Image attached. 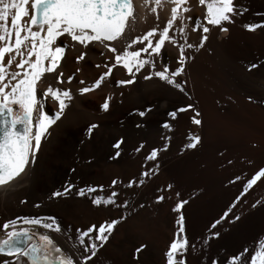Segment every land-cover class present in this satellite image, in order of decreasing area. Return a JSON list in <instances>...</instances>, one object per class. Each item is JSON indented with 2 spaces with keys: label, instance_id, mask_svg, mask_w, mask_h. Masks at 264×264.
Masks as SVG:
<instances>
[{
  "label": "bare ground",
  "instance_id": "obj_1",
  "mask_svg": "<svg viewBox=\"0 0 264 264\" xmlns=\"http://www.w3.org/2000/svg\"><path fill=\"white\" fill-rule=\"evenodd\" d=\"M131 2L134 18L126 22L124 39L115 44L119 50L132 37L141 36L154 27L162 29L170 18L173 6L169 0H160L158 5L154 0ZM234 3L247 11L235 17L233 23H223L227 32H221L219 27L204 22L206 8L198 0H187L185 5L190 11L184 15L192 19L184 21V37L178 35V21L170 29L179 43L194 45L192 49H186V54L192 59L186 61L183 74L176 78L183 82L187 97L155 76L149 80L143 79L149 72L162 71L164 64L168 65L169 73L178 66V49L167 42L162 47L165 52L163 59L156 61L154 69L148 65L142 68L136 73L132 84L116 85V81L130 78L127 71L118 65L99 88L80 94V88L90 87L106 71L105 62L111 61L112 54L97 46L85 49L77 45L73 48L68 42L65 58L59 68L65 83L56 85L53 77L48 75L41 85L45 87L52 83L54 87L66 88L72 94L67 110L72 112L73 118L57 121L54 124L56 127L90 124L101 127H163L167 122L171 127H177L176 135L167 144V149L158 153L155 161L134 163L127 172L117 173V202L105 216L101 215V205L92 206L89 216L80 217V213L75 216L68 207L59 204L60 207L52 211L57 217L58 232L24 223L25 218L38 215L30 198L41 180L37 174L41 152L47 154L51 145L48 140L42 142V150L37 153L35 164L14 181L0 186V225L15 220L17 230L30 228L40 235H49L53 243L46 246V257L50 261L56 260L58 256L63 258L65 254L73 257L77 255L73 251L76 229L83 230L90 224L99 225L116 219L120 222L110 235L109 242L95 258L96 264H134L131 254L140 244L147 246L140 257V264H165L164 253L169 247L170 237H174L177 232L174 227L179 214L184 218L189 245L197 248L196 254L189 252L187 255L189 264H197L195 255H200L199 264H211L213 259L219 264H227V259L233 255H241L244 251H251L252 254L260 251L264 245V182L258 181L233 207L240 219L231 225L225 223L223 227L218 226L219 238L210 240L209 246L200 254L201 242L210 234L209 225L244 192L247 180L264 168V27L254 31H247L243 27L245 24L264 25V0H234ZM154 6L156 12L151 11ZM197 18L200 19V25L195 23ZM193 27L197 31H192ZM202 27H208L209 31L203 33ZM201 35L207 36L202 46ZM157 38L153 37V40ZM138 46L134 45L133 48ZM81 51L87 54L76 63ZM101 51H104L103 56L100 55ZM253 63L258 67L247 71V66ZM77 68L80 69L78 72ZM69 76H72L71 82H67ZM106 96L111 98L107 112L100 109ZM188 104L195 111L189 109L177 113L175 120L167 115ZM146 109L148 111L144 117L137 114ZM45 110L47 113L54 112L55 102L48 99ZM195 112L200 113L197 118L202 123L199 126L191 123ZM64 131L59 129L61 135ZM189 134L200 137V142L192 149L185 147L189 142ZM154 165H159L158 173L146 179L142 186L125 187L129 180H138L142 171ZM237 176L240 180H236ZM169 184L172 185L171 190L164 191ZM98 190L101 198V188ZM152 192L165 197L155 210L148 200ZM21 200L25 203H20ZM179 200H187L188 203L182 206L180 213H176L172 209ZM124 201H128V205L121 207ZM253 204L256 207H252ZM121 216L123 220H120ZM11 230L0 229V240L6 238V231ZM32 238L34 243L35 237ZM56 247L61 248L60 253L55 251ZM7 259L12 260L11 257ZM21 264L28 262L22 259Z\"/></svg>",
  "mask_w": 264,
  "mask_h": 264
},
{
  "label": "snow or ice",
  "instance_id": "obj_2",
  "mask_svg": "<svg viewBox=\"0 0 264 264\" xmlns=\"http://www.w3.org/2000/svg\"><path fill=\"white\" fill-rule=\"evenodd\" d=\"M173 5L170 9V18L162 29L156 27L150 29L141 36L132 37L125 42L122 50L117 49L115 44L120 43L124 39L126 31V22L133 17L131 0H0V186H5L9 182L14 181L23 174L28 167L35 164L37 153L42 150V142L47 141L49 137V129L56 124L64 115L65 110L69 107L72 100L70 90L61 87H54L52 83L41 87L47 79L48 75L53 77L56 85L65 83L63 72L59 71L61 61L65 58L66 49L71 42L72 47L77 45L85 49H91L97 46L112 54L111 61L105 62L106 71L102 72L90 87L79 89L80 94H84L99 88L102 82L106 80L113 72L115 67L122 66L130 76L126 80L116 81L117 86L132 84L135 80L136 73L148 65L155 68L156 61L163 59L165 52L162 47L165 42L171 44L178 49V58L176 59L177 67L169 73L167 64L162 66V71L149 72L143 77L149 80L153 76L167 85L177 89L188 96L183 82L176 78L183 74L186 61L192 57L186 54V49L194 47L191 43H179L176 35L170 33L174 22H179L177 30L179 37L185 35L184 21L192 19L191 16H185L190 9L185 6L187 0H169ZM155 4H159L160 0H154ZM200 5H204L206 11L203 20L207 25L219 27V31L227 32L228 29L223 27V23H233L234 18L243 15L246 8L234 3V0H198ZM30 5V11H29ZM179 10V11H178ZM152 12H156V7L151 8ZM200 25V19L195 20ZM243 27L247 31H254L258 27L264 25L245 24ZM192 31H197L193 27ZM208 27H202V32L207 33ZM158 36L153 40V37ZM207 39L206 35H201L200 46ZM134 45H139L133 48ZM131 49V50H130ZM85 51H81L76 57V63L82 61L86 56ZM147 58H143V56ZM104 55V51L100 52ZM100 67V65H96ZM258 65L253 63L247 66V71H252ZM133 68L135 70H133ZM80 69L77 68L78 72ZM72 76L67 78V82H71ZM83 84V81L80 82ZM191 99V97H188ZM51 99L56 104V110L52 113L46 112V103ZM110 97H105L100 105L102 111L107 112L110 108ZM250 101L251 97L248 98ZM193 109L191 104L179 107L174 111L168 112L167 115L175 120L177 113L185 112ZM140 111L137 114L140 117L145 116V112ZM199 112L191 118V123L201 125V120L197 117ZM139 126V125H138ZM98 125L90 124L86 130V135H90ZM166 129L171 126L165 122L163 125ZM167 140V137H165ZM189 142L186 148L192 149L200 142L199 136L189 134ZM124 143L123 138L115 140L111 147L113 153L109 159H117L121 155L120 148ZM143 144L134 149L140 152ZM153 148L145 157L146 161H155L158 152L166 150ZM74 171V169H72ZM159 165H154L140 173L138 180H129L125 185L127 188H139L144 181L151 175L158 173ZM236 180H240L237 176ZM258 181L264 182V168H260L254 175L244 184V192H241L233 201V205L229 206L222 212L217 220L209 225L210 234L206 235L200 247V254H203L209 246V241L217 239L220 236L218 226L223 227L226 224H234L240 219V216L233 211L236 201H240L241 197ZM119 183L113 179L111 185L115 186ZM172 185L169 184L164 191L171 190ZM73 190V185L68 182L62 190L51 192V198L66 197ZM88 192H94L95 189L89 187ZM157 191H161L158 189ZM77 196H83L84 190L79 189L75 193ZM179 196V193L176 194ZM118 193L112 191L109 193L108 199L97 197L91 200L94 206L109 205L115 203L113 197ZM163 195L156 196V202L163 201ZM20 203H25L21 200ZM187 200H179L172 211L180 213L183 205L187 204ZM262 203V202H258ZM128 201H124L121 207H126ZM39 207L40 205H34ZM252 207H256L255 204ZM124 217L121 216L120 220ZM48 222L39 218H25L24 223L45 230L60 231L54 217H48ZM119 220L101 222L99 225L90 224L87 228L81 230L76 229L75 245L73 251L77 253L75 257L71 254H65L63 258L57 257L55 261H49L46 257L47 245L52 244L50 236L42 234L39 236V243H28L32 238L31 233L25 229H16V221L10 220L2 225L0 229L6 231V238L0 240V264H21V260L27 261L28 264H96V259L109 242L115 226ZM177 232L174 233L168 250L164 253L165 264H189L187 255L197 253L195 245H189L185 236L184 218L179 214L175 220ZM146 245L140 244L136 247L131 259L134 264H140V257L146 250ZM57 253L61 252L60 247H56ZM7 257H11L9 261ZM264 264V250L252 254L251 251H244L241 255H233L227 259V264ZM194 259L197 264L200 261V255H195ZM211 264H219V261L213 259Z\"/></svg>",
  "mask_w": 264,
  "mask_h": 264
},
{
  "label": "rangeland",
  "instance_id": "obj_3",
  "mask_svg": "<svg viewBox=\"0 0 264 264\" xmlns=\"http://www.w3.org/2000/svg\"><path fill=\"white\" fill-rule=\"evenodd\" d=\"M226 86L228 87L227 83ZM71 113L66 109L59 121L70 120L73 118ZM53 126L49 129L48 141L51 142V145L48 152L44 154L42 151L39 158L41 164L38 163L40 165L37 168V174L39 173L38 176L41 180L32 194L33 198H30L32 206L40 205L38 208L34 206L38 211L36 217L45 220V222H48V217H56L52 211L60 206L68 207L71 214L75 216L79 213L81 214L80 217L90 214L92 206L94 207L91 200L100 197L98 189L101 188V199H108L110 192L119 190L117 185H111V181L116 179L117 173L123 174L129 170L128 168L132 164L146 161L145 157L153 148L162 149L165 144L171 143L177 131V127H171L169 130L164 127H101L98 125L90 135H86L89 125L82 127ZM61 128L66 130L62 135L59 133ZM165 137H167V140H165ZM120 138L124 140L120 148L121 155L117 159H109L114 151L111 147L112 143ZM140 144H143V148L140 152H135L134 149ZM68 182L73 185L71 193L66 197L51 198L52 191L62 190ZM89 187L95 189V191L88 192ZM79 189L84 190L83 196L75 194ZM156 195L161 194L152 192L148 197L154 210L157 209L156 206L158 205ZM113 200L115 203L117 202L116 197H113ZM59 204L61 205L59 206ZM113 204H102L101 215L105 216ZM55 220L57 224V217ZM26 229L31 233V236L35 235L34 243H39L40 233L30 228ZM174 229H176V226ZM173 238L170 237L168 246ZM28 241L30 244L33 243V238ZM261 250H264V245Z\"/></svg>",
  "mask_w": 264,
  "mask_h": 264
},
{
  "label": "water",
  "instance_id": "obj_4",
  "mask_svg": "<svg viewBox=\"0 0 264 264\" xmlns=\"http://www.w3.org/2000/svg\"><path fill=\"white\" fill-rule=\"evenodd\" d=\"M131 5H132V2H131ZM48 259V258H47ZM49 261H50V259H48ZM52 261V260H51ZM53 261H55V260H53Z\"/></svg>",
  "mask_w": 264,
  "mask_h": 264
}]
</instances>
